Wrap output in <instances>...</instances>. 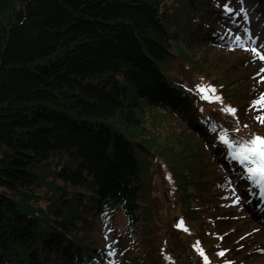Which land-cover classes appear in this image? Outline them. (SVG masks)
Returning a JSON list of instances; mask_svg holds the SVG:
<instances>
[{
    "label": "trees",
    "instance_id": "trees-1",
    "mask_svg": "<svg viewBox=\"0 0 264 264\" xmlns=\"http://www.w3.org/2000/svg\"><path fill=\"white\" fill-rule=\"evenodd\" d=\"M242 3L264 21V0H0V264H111L104 218L126 264H240L217 137L264 136Z\"/></svg>",
    "mask_w": 264,
    "mask_h": 264
},
{
    "label": "rangeland",
    "instance_id": "rangeland-1",
    "mask_svg": "<svg viewBox=\"0 0 264 264\" xmlns=\"http://www.w3.org/2000/svg\"><path fill=\"white\" fill-rule=\"evenodd\" d=\"M242 9L248 14L249 20L246 30L240 31L244 46L249 49L257 48L261 53H264V21H261L258 15L254 16L253 9L246 3H242ZM233 30L238 31L237 28ZM249 61H258V66H260L258 71L261 73L264 70V60H261L259 56L255 55ZM216 74L225 80H223L225 84L228 83L229 79L224 71L219 70ZM237 76L244 77L247 74L236 71L234 78ZM255 77V75L247 77V82L244 83L246 84L247 93L252 92V95L248 97L249 105L252 100L256 99L253 92ZM213 108L220 115H226L227 113L222 110L227 108L223 102L216 101ZM165 130H168V128ZM165 130L159 129L158 131L164 135ZM227 156L237 166L234 169L227 164H220V168L226 176L225 186L227 187L223 193L224 195L218 197V203L223 206L220 209L228 216V222L222 228L223 238L225 239L224 247L227 251L230 250L233 258L240 264H264V224L258 222L259 220L256 219L255 214L258 206L264 207V197L260 195V189L253 182L248 181L246 178L243 179L242 175L237 173L239 168L244 174L243 166L228 154ZM236 195L241 197L238 204L233 203ZM102 227L105 242L109 247L110 263L126 264V260L128 261L130 256L125 258L126 251L120 249L119 244L114 241L115 236H113L114 234L105 218Z\"/></svg>",
    "mask_w": 264,
    "mask_h": 264
},
{
    "label": "snow or ice",
    "instance_id": "snow-or-ice-1",
    "mask_svg": "<svg viewBox=\"0 0 264 264\" xmlns=\"http://www.w3.org/2000/svg\"><path fill=\"white\" fill-rule=\"evenodd\" d=\"M223 9L226 12L233 11V9L230 8L227 3L223 4ZM240 11L243 12L244 9H240ZM236 39L237 42H239L241 37L237 36ZM245 50L251 51L254 55L259 56L261 60H264V53H261L257 48ZM195 89L200 93V98L202 100L208 102H222V97L216 95V89L211 85L197 84L195 85ZM250 107L255 109V111L258 113L254 119L259 124L264 125V93H261L258 99L252 100ZM222 110L231 115H235L237 111L231 106H228ZM243 127H248V125L245 124ZM215 130L216 128L213 127L212 131ZM228 131V129L221 128L217 138L223 143V145L227 146V154L243 166L246 179L253 182L260 189V195L264 197V136L260 134H251L250 138L231 139L229 138ZM232 131L239 132V128L237 127ZM240 199L241 197L236 195L233 203L238 204ZM176 227L187 230L184 228L182 219L178 221ZM194 247L196 246L194 245ZM197 251L204 258L205 264H210L209 258L204 253L202 248L197 247ZM219 255L223 257L225 255V251H220ZM225 264H232V262L226 260Z\"/></svg>",
    "mask_w": 264,
    "mask_h": 264
}]
</instances>
